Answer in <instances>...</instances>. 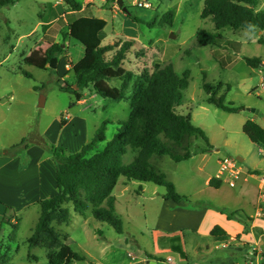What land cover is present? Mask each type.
Instances as JSON below:
<instances>
[{
    "label": "rangeland",
    "instance_id": "obj_1",
    "mask_svg": "<svg viewBox=\"0 0 264 264\" xmlns=\"http://www.w3.org/2000/svg\"><path fill=\"white\" fill-rule=\"evenodd\" d=\"M77 1L83 9L88 8L86 12L73 11L66 0H15L0 10V152L26 139L28 147L16 149L15 156L11 157L18 156L21 149L38 148L53 160L50 153L37 145L44 139L50 145L74 154L92 140L104 121L110 120L106 141L96 146L91 153L94 154L102 151L112 140L119 121L129 119L131 99L115 102L86 88L79 102L74 94L59 88L65 82L75 85L72 65L85 54L83 45L72 38L71 25L82 18L81 15L91 14L108 22L104 46L117 40L134 41L133 51L128 54L123 68L132 71L135 76L144 69L152 71L156 64L162 67L173 65L179 76L190 71L189 88L183 93L184 102L180 109L183 114L192 115L193 124L205 132L212 148L203 154L201 152L208 146L201 138H187L183 147L163 138L176 153L185 154L188 146L194 156L181 163H176L169 156H153L151 159L155 170L164 173L181 193L190 196L201 193L207 198L210 194H217L205 181L217 169L215 161L218 158L245 159L242 163L244 168L251 162L264 163L259 147L243 132V125L251 118L264 126V69H253L246 63V58L264 60V43L259 42L261 37L264 38V31L223 30L224 48L221 52L226 61L223 67L212 56L213 47H203L196 42L200 31H214L213 23L202 19L205 0H122L129 13L123 12L119 0ZM144 3H149L151 7H143ZM170 9H174L176 14L173 25L158 26L162 16ZM256 9L264 11V0H258ZM128 14L141 23L132 21ZM43 40L51 44L60 43L66 49L65 55L57 57L56 69L50 67L43 47L32 53L37 43ZM230 41L237 43V47L228 46ZM30 56L33 65L27 63ZM22 71L31 73L33 77L27 78ZM205 83L216 87L222 83L218 95L226 94L227 103L232 102L235 108L240 109L239 112H225L210 104L204 91ZM108 84L112 88L122 86L119 81ZM126 94L133 98L131 84ZM43 97L45 103L41 107ZM251 109L259 110L260 114L250 112ZM62 119H71L70 124L61 127ZM134 157L129 149L123 158L124 164H131ZM164 193V187L121 177L113 190L116 213L124 224V233L120 235L109 224L96 221L91 208L81 215L74 211L72 204L65 205L71 213L69 223H54V226L60 232L63 243L88 257L86 261L72 264H179L182 260L179 254L160 246L164 235L157 230L158 222L162 229L170 225H175L172 229H177L185 224H179L181 219L171 211L162 210ZM38 212L39 209L32 208L20 214L15 233L11 225H3L0 246L9 244L13 233L16 239L11 244L8 264H47L48 256L58 253V249L30 250L28 247V239L38 222ZM11 216L12 212H9L8 217ZM182 220L187 221V217ZM208 245L214 255L236 254L243 257L234 245L228 248H223L222 243ZM188 251L190 264L203 263L208 258L192 248ZM258 257L254 264H264V256ZM169 258L171 261H168Z\"/></svg>",
    "mask_w": 264,
    "mask_h": 264
},
{
    "label": "trees",
    "instance_id": "obj_2",
    "mask_svg": "<svg viewBox=\"0 0 264 264\" xmlns=\"http://www.w3.org/2000/svg\"><path fill=\"white\" fill-rule=\"evenodd\" d=\"M14 1L0 0V10L10 6ZM66 2L73 11L83 10V5L77 0ZM257 6L258 0H205L202 19H209L214 25V31H200L196 42L203 47H213L212 56L225 67L226 61L221 52L224 48V37L221 32L225 29L264 31V11H258ZM175 15V10L170 9L162 16L158 26H172ZM128 17L134 22L141 23L131 14H128ZM107 24L103 18L89 16L82 17L71 25L72 38L83 45L85 54L72 65L75 85L65 82L64 85H59V88L63 92L74 94L79 102L86 88H91L102 98L115 102L131 99L132 112L127 121H119L117 132L112 140L107 142L106 147L94 154L91 153L96 146L106 141V130L111 123L110 120L104 121L92 140L74 154H68L64 148L52 146L44 139L37 142V145L53 157L58 194L51 199L37 202L40 217L28 239V247L30 250L58 249L56 255L49 254L47 264H72L88 260L87 256L77 252L71 245L63 243L60 232L54 226V223L58 225L69 223L71 213L64 207L65 205L72 204L74 211L81 215H85L91 208L96 221L109 224L117 234H123L124 224L116 213V198L113 196V190L121 177L128 181L149 182L164 187L166 189L164 199L180 203L188 197L180 195L175 185L167 180L166 175L155 170L151 159L153 156H169L176 163H181L189 160L193 154L188 146L185 154L176 153L163 138L178 147H183V142L187 138H201L208 146L203 152H210L212 148L205 132L193 124L192 115L183 114L180 109L184 102L183 93L189 88L190 71L179 76L173 65L162 67L156 64L152 71L144 69L135 76L132 71L123 68L128 54L133 51L134 41L117 40L104 46ZM259 42L264 43V38L261 37ZM237 45L233 41L228 43L231 48ZM39 47L45 49V57L50 62L66 53L62 44H51L46 40L37 43L32 53ZM31 56L27 63L33 65ZM246 63L253 69H264V60L260 58H246ZM22 73L27 78L33 77L27 71ZM110 81H119L122 86L112 88L108 84ZM130 84L133 87V98L126 94ZM222 86V83L218 87L205 83L207 101L225 112L238 113L240 109L235 108L232 102L227 103L226 94L218 95ZM67 123V120L62 119L60 125L65 127ZM243 132L252 143L264 149V128L260 124L248 120L243 125ZM27 147L24 139L20 144L0 152V156H15L16 149ZM129 149L135 157L131 164L125 165L123 158ZM210 184L215 187L214 181ZM9 212H12L11 217H8ZM12 219H16L13 208L7 206L0 226V236L3 225H11L14 233L17 231L19 224L13 223ZM14 233L9 244L0 246L2 264H8L10 261L11 244L16 242ZM212 235L218 241L225 242L227 239L220 227H215ZM177 251L182 258L187 259L182 247H178Z\"/></svg>",
    "mask_w": 264,
    "mask_h": 264
},
{
    "label": "crops",
    "instance_id": "obj_3",
    "mask_svg": "<svg viewBox=\"0 0 264 264\" xmlns=\"http://www.w3.org/2000/svg\"><path fill=\"white\" fill-rule=\"evenodd\" d=\"M87 9H83L82 13ZM89 16L81 15V17ZM250 120L257 122L254 118ZM70 121L71 119L68 120L67 125L70 124ZM261 126L264 128L263 125ZM210 145L212 147V144ZM257 146L264 158V149L259 145ZM201 153L206 154L208 152ZM243 162L245 159L239 161L241 174L238 176L236 185L231 186L228 181L229 171L226 172L223 179H215L220 169L219 158L215 161L217 169L213 176L205 181V184L211 187L210 189L217 192V194H210V198L205 195L202 197L201 193H196L194 196L185 195L177 187V192L188 197L187 200L176 203L163 198L165 202L162 210L167 209L177 218H180L179 224L185 223L177 229H172V226L175 225L162 229L160 223H157L159 234L164 235V241L160 246L179 255L177 248L182 247L187 254V259L180 255L182 260L179 264H190L188 248L208 257L199 264H254L259 260V257H250L248 252L257 246L264 249V163L251 162L247 164V168H244ZM211 181H214L215 187L210 184ZM57 194L55 163L42 150L38 148L21 149L20 154L16 157L6 155L0 157V225L4 220L7 206L13 208L18 220L20 214L28 212L32 208L39 209L38 201L51 199ZM239 214L244 215V217ZM39 217L40 209L37 221ZM186 217L187 221H183L182 218ZM16 219L11 221L19 223V220L17 222ZM215 227H220L225 232L227 236L225 242L218 241L212 235ZM217 243L227 244L228 247L234 245L236 250L243 254V257L236 254L214 255L208 244ZM148 254L159 258L154 253L148 252ZM150 261L157 262L158 260Z\"/></svg>",
    "mask_w": 264,
    "mask_h": 264
},
{
    "label": "built area",
    "instance_id": "obj_4",
    "mask_svg": "<svg viewBox=\"0 0 264 264\" xmlns=\"http://www.w3.org/2000/svg\"><path fill=\"white\" fill-rule=\"evenodd\" d=\"M143 7L145 8H150L151 5L149 3H144L142 4ZM262 90L264 91V85H262ZM219 164H220V169L215 177L217 180H221L225 177L226 172L229 171L230 175L228 178V181L231 186H235L238 176L241 174V164L237 159L231 158V157H224L219 159ZM263 215H264V210H263ZM223 248H228V245L224 244ZM250 257H258V256H263L264 255V249L261 247H256L248 252ZM169 261L171 259L169 258Z\"/></svg>",
    "mask_w": 264,
    "mask_h": 264
},
{
    "label": "water",
    "instance_id": "obj_5",
    "mask_svg": "<svg viewBox=\"0 0 264 264\" xmlns=\"http://www.w3.org/2000/svg\"><path fill=\"white\" fill-rule=\"evenodd\" d=\"M119 6L122 8L123 12L125 13H129V10L127 7L124 6V2L122 0H119ZM172 38H176L174 35H172ZM50 67L53 68V69H56L57 68V58H54L51 60L50 62ZM75 89H77L76 86H74ZM44 103H45V98L43 97L41 99V102H40V106L43 107L44 106ZM250 112L256 114V115H259L260 114V111L259 110H256V109H251L249 110ZM239 161H242V158H238Z\"/></svg>",
    "mask_w": 264,
    "mask_h": 264
}]
</instances>
